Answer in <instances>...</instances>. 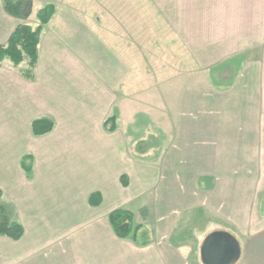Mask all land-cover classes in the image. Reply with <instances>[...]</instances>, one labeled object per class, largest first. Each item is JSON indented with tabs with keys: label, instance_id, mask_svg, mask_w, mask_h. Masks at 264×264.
Returning <instances> with one entry per match:
<instances>
[{
	"label": "crops",
	"instance_id": "0c3cea01",
	"mask_svg": "<svg viewBox=\"0 0 264 264\" xmlns=\"http://www.w3.org/2000/svg\"><path fill=\"white\" fill-rule=\"evenodd\" d=\"M151 1L173 17L161 41L182 42L195 70L151 76L140 41L156 19L119 16L91 20L102 31L98 67L59 41L67 21L54 17L32 79L0 65V204L22 228L0 235V264H206L204 240L221 232L239 245L230 264H264V0ZM19 17L0 0V44ZM146 31L147 53L158 50L156 30ZM142 106L167 146L144 144L151 129L135 134ZM40 117L53 127L34 135ZM116 209L132 213L146 244L115 234Z\"/></svg>",
	"mask_w": 264,
	"mask_h": 264
},
{
	"label": "rangeland",
	"instance_id": "374dc122",
	"mask_svg": "<svg viewBox=\"0 0 264 264\" xmlns=\"http://www.w3.org/2000/svg\"><path fill=\"white\" fill-rule=\"evenodd\" d=\"M12 2H20L21 5V16L19 23H26L32 26L33 28L38 25V20L36 17L37 11L42 8L45 4H53L57 8L55 9V15L53 14L52 17L57 19H66L65 25H63V21L61 24L60 33L61 39L59 38V41L64 42L67 44V47L70 48V51L75 55V57H79L80 61L84 65L98 67L100 64H102V41L95 36V34L101 35V32L98 31L93 25L91 20H97V18H103V17H124L127 18V20H132L135 17H142V18H153L156 19L155 23L156 25H150L146 26V30H149V28H153V30H156L157 37H158V43H157V49L156 51H148V45L149 42L152 41L155 38L154 32L149 31H142V42L141 47L143 50V56L147 59V65L152 68L154 65H156L157 68L154 70V74L151 76H156L157 80L163 81L166 77H179V73L184 69L188 68L189 71H193L197 68L195 66L194 57L190 56V51L187 50L186 47H183L182 42L176 41L173 42V47L170 49L168 46V43L166 44L164 41H161L165 38L164 33L169 32L172 28V23L168 21L167 18H173L171 15V12L162 9L161 7L157 6L158 2L156 4L152 3L151 0H11ZM108 10H107V9ZM175 16V15H174ZM64 19V20H65ZM72 22H69V21ZM56 22H52L51 24L54 26ZM59 23V22H57ZM56 23V24H57ZM53 26L48 27V30H53ZM132 27V24H131ZM137 27V26H133ZM101 28V27H99ZM144 29V26H142ZM43 30V29H42ZM97 31V32H96ZM146 31V32H145ZM170 33V32H169ZM176 37V36H175ZM177 38V37H176ZM160 40V41H159ZM165 40V39H164ZM133 44L130 43V46ZM59 51L65 53L66 51L62 49L61 44ZM129 43L127 48L133 49V47H130ZM168 46V47H167ZM147 47V48H146ZM170 49V50H169ZM185 53L187 55H185ZM136 55L137 52H135ZM184 54V56H181ZM143 57V62H145ZM242 59H236L235 62H229L225 66L219 67V71L226 69L229 64L233 65L232 68L236 69L239 67V62H241ZM7 64H10L11 66H14L9 62L8 59L6 61H3ZM151 64L149 65L148 63ZM186 62V63H185ZM165 65H168V67H171L168 69L167 72H162L161 67ZM187 65L185 67V65ZM184 65V67H183ZM23 65L21 64L16 66L18 70L21 71ZM15 67V66H14ZM170 70V71H169ZM191 76V74H190ZM150 77V76H148ZM155 77V78H156ZM144 82V81H143ZM147 82V81H146ZM148 83V82H147ZM146 101L151 103L150 97L146 96ZM143 107V106H142ZM148 107H143L142 110L137 112L136 119L138 121H141L144 123L142 125V128H140V131H138L139 127L137 123L134 125L136 126L134 129H136L135 134H147L145 133V129H151L150 134L152 136L145 138V145H149L151 142L158 141L164 142V144L167 146L170 141H172V138H165L162 139V137H155L154 130L158 131L156 129L157 123H150L149 121H153L154 119L152 117H155V114H150V111H148ZM178 112V110H176ZM149 119V120H148ZM147 126V127H146ZM144 146V145H143ZM149 171V170H148ZM157 172L158 177L161 176V170L159 171H153V173Z\"/></svg>",
	"mask_w": 264,
	"mask_h": 264
},
{
	"label": "trees",
	"instance_id": "16d2710c",
	"mask_svg": "<svg viewBox=\"0 0 264 264\" xmlns=\"http://www.w3.org/2000/svg\"><path fill=\"white\" fill-rule=\"evenodd\" d=\"M4 8L7 12L21 16L20 2H12L4 0ZM55 12L53 4H45L37 11L36 17L38 25L32 27L26 23H18L11 32L7 42L0 44V65L5 59H8L15 67L23 65L21 69L22 75L26 79L33 78V70L35 68L38 57V44L40 35L44 25L48 23ZM53 127V121L47 117L36 118L31 122V129L34 135H42L49 132ZM124 185L127 184L126 176L121 177ZM100 195L94 193L90 196L93 204H98ZM109 222L115 234L121 238H125L132 234L133 239L140 245L147 243L148 238L146 231L139 225L133 224V215L126 209H116L109 213ZM22 233L21 226L11 219L10 209L0 204V235H5L16 239Z\"/></svg>",
	"mask_w": 264,
	"mask_h": 264
},
{
	"label": "water",
	"instance_id": "95a60500",
	"mask_svg": "<svg viewBox=\"0 0 264 264\" xmlns=\"http://www.w3.org/2000/svg\"><path fill=\"white\" fill-rule=\"evenodd\" d=\"M239 255L237 241L226 233H217L204 240L202 257L206 264H230Z\"/></svg>",
	"mask_w": 264,
	"mask_h": 264
}]
</instances>
